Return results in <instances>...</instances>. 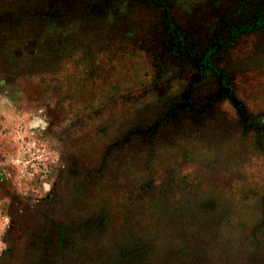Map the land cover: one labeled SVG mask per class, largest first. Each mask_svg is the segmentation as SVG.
<instances>
[{"label":"rangeland","instance_id":"374dc122","mask_svg":"<svg viewBox=\"0 0 264 264\" xmlns=\"http://www.w3.org/2000/svg\"><path fill=\"white\" fill-rule=\"evenodd\" d=\"M0 264H264V0H0Z\"/></svg>","mask_w":264,"mask_h":264}]
</instances>
